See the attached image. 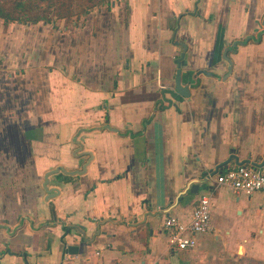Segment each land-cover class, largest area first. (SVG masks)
<instances>
[{"label": "crops", "instance_id": "1", "mask_svg": "<svg viewBox=\"0 0 264 264\" xmlns=\"http://www.w3.org/2000/svg\"><path fill=\"white\" fill-rule=\"evenodd\" d=\"M82 13L0 19V264H264V193L215 185L264 166V0ZM206 194L211 230L175 250L165 218Z\"/></svg>", "mask_w": 264, "mask_h": 264}, {"label": "built area", "instance_id": "2", "mask_svg": "<svg viewBox=\"0 0 264 264\" xmlns=\"http://www.w3.org/2000/svg\"><path fill=\"white\" fill-rule=\"evenodd\" d=\"M216 186H227L238 193L251 196L256 192L264 193V166H238L219 173L215 177ZM211 195L202 196L192 214L191 221L183 224L178 219L167 217L164 228L170 237L171 246L177 251L190 250L196 245L194 238L197 234L207 233L211 230Z\"/></svg>", "mask_w": 264, "mask_h": 264}, {"label": "trees", "instance_id": "3", "mask_svg": "<svg viewBox=\"0 0 264 264\" xmlns=\"http://www.w3.org/2000/svg\"><path fill=\"white\" fill-rule=\"evenodd\" d=\"M70 0H37L45 3L43 9L32 0H0V19L5 23L36 24L51 23L57 19L69 15ZM86 6H93L97 0H81Z\"/></svg>", "mask_w": 264, "mask_h": 264}, {"label": "water", "instance_id": "4", "mask_svg": "<svg viewBox=\"0 0 264 264\" xmlns=\"http://www.w3.org/2000/svg\"><path fill=\"white\" fill-rule=\"evenodd\" d=\"M183 55L184 54H181L179 60L176 61V64L180 67V64H181V59L183 58ZM180 69H178L177 71V76H176V80H175V90L178 94H180L181 96H188L189 95V92H188V88L187 87H183L181 86V83H180ZM244 162H241L239 165H243ZM263 165H264V162H263ZM60 170V168H57L56 170H53V171H49L45 174L44 176V183H43V189L44 191L46 192V194L48 195V197L52 196L53 193L57 192L55 188H48L47 185L49 184V181H48V176L49 175H52V174H55L56 172H58ZM85 170V168H83V171ZM65 173V171H63ZM74 173H82V172H71V174H74ZM196 186H194V189H195Z\"/></svg>", "mask_w": 264, "mask_h": 264}, {"label": "rangeland", "instance_id": "5", "mask_svg": "<svg viewBox=\"0 0 264 264\" xmlns=\"http://www.w3.org/2000/svg\"><path fill=\"white\" fill-rule=\"evenodd\" d=\"M101 1H103L104 3H107L108 5H110V2H111V0H97V3L96 4H99V3H101ZM32 2L33 3H38L39 4V7L41 8V9H43L44 8V6L46 5L45 3H39V2H37V0H32ZM69 3H70V7H69V9H68V12H69V14L71 13L72 15H75V14H80V15H75V16H78V18H80L82 15H84V13H82L83 11H84V8L85 7H88V6H86V4H84V2L83 1H81V0H70L69 1ZM99 7V6H98ZM0 103H2V105L0 106V108H4V104H5V102H0ZM1 125V124H0ZM0 129H1V127H0ZM1 132H3L2 131V129L0 130V142H2V141H4V140H6L4 137H3V134L1 133ZM3 144V143H2ZM7 144H3V146H6ZM3 150L0 148V152H2ZM15 151H16V149H15Z\"/></svg>", "mask_w": 264, "mask_h": 264}]
</instances>
